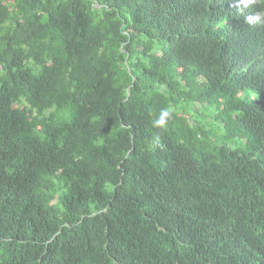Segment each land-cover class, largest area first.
<instances>
[{"label": "trees", "instance_id": "1", "mask_svg": "<svg viewBox=\"0 0 264 264\" xmlns=\"http://www.w3.org/2000/svg\"><path fill=\"white\" fill-rule=\"evenodd\" d=\"M0 264H264V0H0Z\"/></svg>", "mask_w": 264, "mask_h": 264}, {"label": "clouds", "instance_id": "2", "mask_svg": "<svg viewBox=\"0 0 264 264\" xmlns=\"http://www.w3.org/2000/svg\"><path fill=\"white\" fill-rule=\"evenodd\" d=\"M158 123H162V121H158Z\"/></svg>", "mask_w": 264, "mask_h": 264}]
</instances>
